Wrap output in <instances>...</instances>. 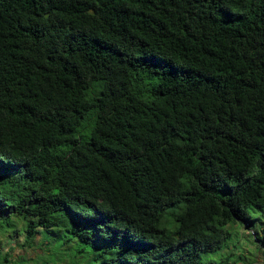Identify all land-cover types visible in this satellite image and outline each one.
Listing matches in <instances>:
<instances>
[{
    "label": "trees",
    "instance_id": "16d2710c",
    "mask_svg": "<svg viewBox=\"0 0 264 264\" xmlns=\"http://www.w3.org/2000/svg\"><path fill=\"white\" fill-rule=\"evenodd\" d=\"M253 213L264 0H0V226L34 251L0 264H264Z\"/></svg>",
    "mask_w": 264,
    "mask_h": 264
},
{
    "label": "rangeland",
    "instance_id": "374dc122",
    "mask_svg": "<svg viewBox=\"0 0 264 264\" xmlns=\"http://www.w3.org/2000/svg\"><path fill=\"white\" fill-rule=\"evenodd\" d=\"M253 215L255 218V222L252 225L254 227L253 230L257 231V233L259 231V238L261 240H264V214L261 215L259 213H253ZM13 227H14V225L11 222H9L8 225L2 224L0 226V250H1L0 255H2V252L5 249L9 252L8 258L10 260H12L13 262L18 259V256H17L18 254L20 257L22 255L33 257L34 256L33 250H27L26 252H24L19 246L14 245L13 242H12V244L8 243L11 240V238L8 237V235H10L11 231L14 230ZM249 229L247 228L246 225H244L243 227L240 228L239 234L242 235L241 244H240L241 246H245L244 235L247 234ZM35 239H37V236L35 237ZM16 240H18L19 243L22 241L20 236L17 237ZM260 246L264 249V243H261ZM253 264H263V258L258 254L256 256V262Z\"/></svg>",
    "mask_w": 264,
    "mask_h": 264
}]
</instances>
